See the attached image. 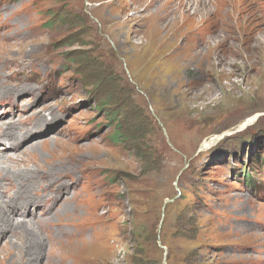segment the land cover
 <instances>
[{
  "label": "rangeland",
  "instance_id": "374dc122",
  "mask_svg": "<svg viewBox=\"0 0 264 264\" xmlns=\"http://www.w3.org/2000/svg\"><path fill=\"white\" fill-rule=\"evenodd\" d=\"M192 3L0 0V151L71 175L0 264H264V0Z\"/></svg>",
  "mask_w": 264,
  "mask_h": 264
},
{
  "label": "bare ground",
  "instance_id": "6f19581e",
  "mask_svg": "<svg viewBox=\"0 0 264 264\" xmlns=\"http://www.w3.org/2000/svg\"><path fill=\"white\" fill-rule=\"evenodd\" d=\"M177 1L178 5L175 7V10H181L182 3L187 11L192 9V4L194 5V3H192L193 0ZM208 40L209 37H207V41ZM201 42L205 43V39ZM9 137L12 136L8 133L1 134L0 140H2L4 144L6 142H11L8 151L13 152L16 150V143H13L12 140L10 141ZM4 150L3 152L0 151V165L12 164L15 166V172L13 175H9L10 171L6 172L5 169H0V238L4 237L5 234L9 232L12 237H22L29 245L31 243H38L44 247V238H39L35 227L30 225V223L32 224V221L36 220V224L39 226L44 224L46 222L45 216L48 218L55 207V203L51 204L53 199L45 198L46 194L44 195L42 191L49 192L64 187L66 183L65 180L71 175L64 173L53 177L44 172L40 173L38 170V172H35L33 168L30 170V167H27L28 164L20 163L18 157L14 154H3ZM46 199H49L50 203L45 202ZM35 217L37 219H35ZM26 218L29 221H27ZM11 236L9 240L12 238ZM42 247H40L41 249L39 252L37 250L32 254L27 250V252L25 251L27 253L26 264L37 263L38 259L42 257L40 253L42 252Z\"/></svg>",
  "mask_w": 264,
  "mask_h": 264
},
{
  "label": "trees",
  "instance_id": "16d2710c",
  "mask_svg": "<svg viewBox=\"0 0 264 264\" xmlns=\"http://www.w3.org/2000/svg\"><path fill=\"white\" fill-rule=\"evenodd\" d=\"M108 102V101H107ZM106 101H104L103 102V104L102 103H98V109L99 110H102L103 108H107L108 107V103H107ZM106 113H108V112H106ZM110 116H111V114H110Z\"/></svg>",
  "mask_w": 264,
  "mask_h": 264
}]
</instances>
